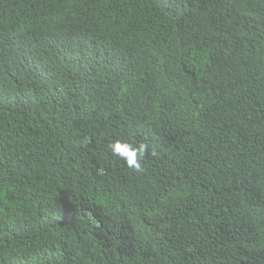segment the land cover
Returning <instances> with one entry per match:
<instances>
[{
    "label": "trees",
    "instance_id": "obj_1",
    "mask_svg": "<svg viewBox=\"0 0 264 264\" xmlns=\"http://www.w3.org/2000/svg\"><path fill=\"white\" fill-rule=\"evenodd\" d=\"M0 264H264V0H0Z\"/></svg>",
    "mask_w": 264,
    "mask_h": 264
},
{
    "label": "clouds",
    "instance_id": "obj_2",
    "mask_svg": "<svg viewBox=\"0 0 264 264\" xmlns=\"http://www.w3.org/2000/svg\"><path fill=\"white\" fill-rule=\"evenodd\" d=\"M113 156L122 160L129 169L142 172L144 157L149 152V146L144 142H130L116 139L109 144Z\"/></svg>",
    "mask_w": 264,
    "mask_h": 264
}]
</instances>
